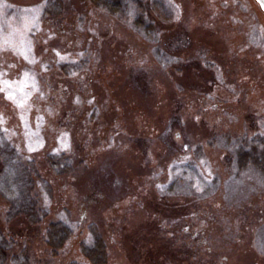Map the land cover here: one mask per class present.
<instances>
[{"label":"rangeland","instance_id":"1","mask_svg":"<svg viewBox=\"0 0 264 264\" xmlns=\"http://www.w3.org/2000/svg\"><path fill=\"white\" fill-rule=\"evenodd\" d=\"M45 1L0 0V137L50 189L37 225L5 223L0 194V228L32 264H92L90 225L105 264H264V173L235 162L264 139L258 2L158 0L153 44L88 0L54 21ZM49 153L71 171L55 179ZM56 221L73 235L53 257Z\"/></svg>","mask_w":264,"mask_h":264},{"label":"trees","instance_id":"2","mask_svg":"<svg viewBox=\"0 0 264 264\" xmlns=\"http://www.w3.org/2000/svg\"><path fill=\"white\" fill-rule=\"evenodd\" d=\"M88 1L95 9L106 11L121 19V22L131 26L137 33L145 35L151 43H158L157 38L152 37L156 29L155 21L144 18L148 9L159 12L162 6L158 0H150L148 4L147 0ZM63 8V0H46L43 16L54 21L62 14ZM131 8L135 10L134 16H131ZM68 65L61 64L60 68H66ZM251 145L250 149L242 147L236 149V165L241 168L254 165L264 173V139L253 141ZM45 163L55 179L71 171V165L64 153L46 154ZM37 184L50 190L49 184L40 176L34 163L24 162L7 139L0 137V194L7 201L3 218L5 223L9 225L16 219H23L29 225H37L45 218L46 212L38 206L36 196L32 193ZM89 230L91 241L81 242L80 251L92 264H105L107 259L105 243L94 225H90ZM72 235L73 230L66 223L50 222L44 238L49 254L56 257ZM15 244L13 236L0 228V264H32L26 246L17 247Z\"/></svg>","mask_w":264,"mask_h":264},{"label":"water","instance_id":"3","mask_svg":"<svg viewBox=\"0 0 264 264\" xmlns=\"http://www.w3.org/2000/svg\"><path fill=\"white\" fill-rule=\"evenodd\" d=\"M256 1L259 3L260 7L264 10V2H262V0H256Z\"/></svg>","mask_w":264,"mask_h":264},{"label":"snow or ice","instance_id":"4","mask_svg":"<svg viewBox=\"0 0 264 264\" xmlns=\"http://www.w3.org/2000/svg\"><path fill=\"white\" fill-rule=\"evenodd\" d=\"M262 2H264V0H262Z\"/></svg>","mask_w":264,"mask_h":264}]
</instances>
